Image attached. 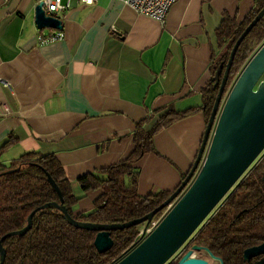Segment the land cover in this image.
<instances>
[{
  "label": "crops",
  "instance_id": "0c3cea01",
  "mask_svg": "<svg viewBox=\"0 0 264 264\" xmlns=\"http://www.w3.org/2000/svg\"><path fill=\"white\" fill-rule=\"evenodd\" d=\"M41 0H0V153L7 164L27 151L53 153L72 192L75 211L92 209L98 190L77 178L123 159L134 123L154 109L201 104V88L218 54L223 16L241 21L256 0H177L164 23L121 0H61L63 37L37 39L34 7ZM41 29V28H40ZM158 115V114H157ZM153 118V121L157 118ZM201 112L157 132V154L138 162L137 192L173 191L190 169L205 129Z\"/></svg>",
  "mask_w": 264,
  "mask_h": 264
},
{
  "label": "trees",
  "instance_id": "16d2710c",
  "mask_svg": "<svg viewBox=\"0 0 264 264\" xmlns=\"http://www.w3.org/2000/svg\"><path fill=\"white\" fill-rule=\"evenodd\" d=\"M263 5L264 0H256L254 7L241 21L226 14L223 16L215 31L219 51L211 57L210 76L201 88L202 102L199 106L177 110L173 105H168L164 110H152L134 123L133 147L123 159L77 178L82 192L99 191L91 210H74L81 197L72 192L64 168L53 153L27 151L7 164L1 163L0 238L23 228L28 215L45 203H62L68 214L77 221L119 224L140 218L164 202L172 191L160 190L147 195L137 192L138 162L145 153L157 154L154 136L172 123L197 112L203 114L207 123L218 90L212 77L217 69H220L219 76H222L233 45ZM263 42L264 16L240 42L223 96ZM16 142L17 138L9 135L0 153ZM184 177L185 174L182 179ZM162 214L163 210L158 211L151 220H157ZM146 224L140 222L110 230L112 247L105 253H99L93 245L96 230L74 227L56 208H41L34 212L31 227L25 234L12 235L2 241L5 249L3 264H113L140 241L139 230ZM263 239L264 153L242 173L204 222L190 235L185 252L197 246L199 248L195 251L201 252L208 248L213 255L222 259L223 264H254L256 260L264 259V255L245 260L243 250L260 244ZM180 257L168 264H177Z\"/></svg>",
  "mask_w": 264,
  "mask_h": 264
},
{
  "label": "water",
  "instance_id": "95a60500",
  "mask_svg": "<svg viewBox=\"0 0 264 264\" xmlns=\"http://www.w3.org/2000/svg\"><path fill=\"white\" fill-rule=\"evenodd\" d=\"M42 6V1H39L34 7L36 26L62 29L61 20L45 15ZM263 16L264 5L233 45L222 76H219L220 69L215 71L212 78L218 90L196 157L185 177L164 202L140 218L119 224L77 221L68 214L62 203H45L28 215L23 228L0 238V264H3L5 257L2 241L12 235L25 234L31 227L34 212L47 207L61 211L64 219L74 227L96 230L93 245L99 253H105L112 247L110 230L140 222L148 223L158 211L164 210L157 225L113 263L164 264L204 222L264 148V42L245 63L226 97L223 96L234 54L242 39ZM190 251H186L177 264H223L222 259L213 255L208 248L204 251L215 263L191 256ZM242 255L245 260L264 255V239L260 244L244 249ZM254 264H264V259L256 260Z\"/></svg>",
  "mask_w": 264,
  "mask_h": 264
},
{
  "label": "built area",
  "instance_id": "2783aa9c",
  "mask_svg": "<svg viewBox=\"0 0 264 264\" xmlns=\"http://www.w3.org/2000/svg\"><path fill=\"white\" fill-rule=\"evenodd\" d=\"M7 1V0H1ZM43 3V9L45 15H51L57 18V14L63 9L61 0H41ZM82 3L91 4L97 0H80ZM125 5L129 6L136 13L143 16L149 17L157 22L164 23L169 8L177 0H121ZM62 30L48 29V28H37V39L40 44H45L57 39L62 38ZM0 83L6 87H9V82L0 77ZM6 108H2L0 105V113L5 112ZM162 217V216H161ZM157 220H150L145 226H143L138 233L139 239L141 240L146 236L159 222ZM207 259V258H206Z\"/></svg>",
  "mask_w": 264,
  "mask_h": 264
},
{
  "label": "rangeland",
  "instance_id": "374dc122",
  "mask_svg": "<svg viewBox=\"0 0 264 264\" xmlns=\"http://www.w3.org/2000/svg\"><path fill=\"white\" fill-rule=\"evenodd\" d=\"M254 54V53H253ZM230 89V88H229ZM229 91V90H228ZM228 93V92H227ZM227 93L225 94L224 98L226 97ZM264 153V148L263 150L259 153V155L254 159V161L252 163H254L256 161V159H258L262 154ZM250 167V166H248ZM224 198V197H223ZM163 214H164V210H163ZM189 239V238H188ZM188 239L182 244V246H180V248L164 263V264H168L170 263V261L174 260L175 258H177L178 256H182L186 250V246H187V243H188ZM188 250H191L190 251V254L191 256H194V257H200V258H207L209 261H211L212 263H215L214 260L210 259L208 257V255L206 254L205 251H201V252H198V251H195L194 249H187Z\"/></svg>",
  "mask_w": 264,
  "mask_h": 264
},
{
  "label": "flooded vegetation",
  "instance_id": "af4514ba",
  "mask_svg": "<svg viewBox=\"0 0 264 264\" xmlns=\"http://www.w3.org/2000/svg\"><path fill=\"white\" fill-rule=\"evenodd\" d=\"M259 256H261V255H259ZM251 259V258H250Z\"/></svg>",
  "mask_w": 264,
  "mask_h": 264
}]
</instances>
